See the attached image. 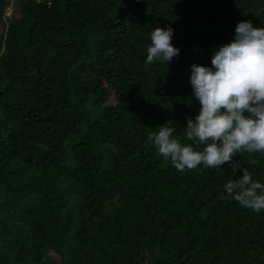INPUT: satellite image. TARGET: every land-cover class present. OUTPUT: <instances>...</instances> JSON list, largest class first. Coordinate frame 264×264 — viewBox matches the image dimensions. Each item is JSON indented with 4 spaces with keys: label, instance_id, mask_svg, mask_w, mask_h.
<instances>
[{
    "label": "trees",
    "instance_id": "1",
    "mask_svg": "<svg viewBox=\"0 0 264 264\" xmlns=\"http://www.w3.org/2000/svg\"><path fill=\"white\" fill-rule=\"evenodd\" d=\"M0 0V264H264V210L222 198L240 175L177 171L148 140L185 143L189 66L210 65L264 0ZM173 29L170 64H145ZM195 146V145H194ZM202 147V146H201ZM234 159L264 183V153Z\"/></svg>",
    "mask_w": 264,
    "mask_h": 264
},
{
    "label": "clouds",
    "instance_id": "2",
    "mask_svg": "<svg viewBox=\"0 0 264 264\" xmlns=\"http://www.w3.org/2000/svg\"><path fill=\"white\" fill-rule=\"evenodd\" d=\"M172 36L170 26L151 31L145 64L168 65L178 57ZM188 71L192 96L200 105L183 128L191 143L174 135L172 120L157 126L148 140L180 172L227 163L232 174L240 175L224 183L222 198L254 212L264 210V183L234 159L242 151L264 153V25L238 21L232 39L213 49L210 65L192 63Z\"/></svg>",
    "mask_w": 264,
    "mask_h": 264
},
{
    "label": "rangeland",
    "instance_id": "3",
    "mask_svg": "<svg viewBox=\"0 0 264 264\" xmlns=\"http://www.w3.org/2000/svg\"><path fill=\"white\" fill-rule=\"evenodd\" d=\"M13 0H11L10 5L6 9V14L9 12V10L12 8Z\"/></svg>",
    "mask_w": 264,
    "mask_h": 264
}]
</instances>
